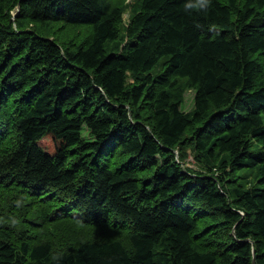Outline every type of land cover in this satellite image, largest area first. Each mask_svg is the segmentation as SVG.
Here are the masks:
<instances>
[{"label": "trees", "instance_id": "1", "mask_svg": "<svg viewBox=\"0 0 264 264\" xmlns=\"http://www.w3.org/2000/svg\"><path fill=\"white\" fill-rule=\"evenodd\" d=\"M252 258L264 0H0V264Z\"/></svg>", "mask_w": 264, "mask_h": 264}, {"label": "rangeland", "instance_id": "2", "mask_svg": "<svg viewBox=\"0 0 264 264\" xmlns=\"http://www.w3.org/2000/svg\"><path fill=\"white\" fill-rule=\"evenodd\" d=\"M124 15H125L124 17L126 18L127 17V12ZM192 103H193V91L188 90V91L185 92L184 102L182 104V108L184 110H189L191 108V106H192ZM83 134H84V136L86 138H89V135H88L87 132H84ZM188 153H189V155L187 156V158L185 160V166H188V167H190L192 169L200 170V169H198L199 167L195 163L193 156H191L189 151H188Z\"/></svg>", "mask_w": 264, "mask_h": 264}, {"label": "water", "instance_id": "3", "mask_svg": "<svg viewBox=\"0 0 264 264\" xmlns=\"http://www.w3.org/2000/svg\"><path fill=\"white\" fill-rule=\"evenodd\" d=\"M252 264H255V258H252Z\"/></svg>", "mask_w": 264, "mask_h": 264}]
</instances>
